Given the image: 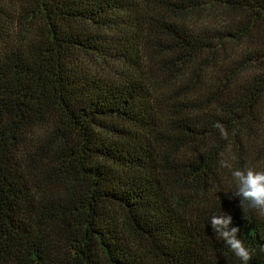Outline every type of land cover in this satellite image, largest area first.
<instances>
[{"label":"trees","instance_id":"16d2710c","mask_svg":"<svg viewBox=\"0 0 264 264\" xmlns=\"http://www.w3.org/2000/svg\"><path fill=\"white\" fill-rule=\"evenodd\" d=\"M223 160L264 170V0H0V264H264Z\"/></svg>","mask_w":264,"mask_h":264},{"label":"clouds","instance_id":"9594fccd","mask_svg":"<svg viewBox=\"0 0 264 264\" xmlns=\"http://www.w3.org/2000/svg\"><path fill=\"white\" fill-rule=\"evenodd\" d=\"M216 127L220 130L222 137H228L229 133L223 125L217 124ZM221 165L230 170L236 188H239L240 192H242L246 199L252 201L254 210L259 215L264 216V170H258L253 167L247 169L233 168V165L229 160H223ZM210 222L211 226L216 231L220 230V226L228 229V226L231 223V217L226 216L225 214L214 215ZM237 231V228H232L223 231L222 235L227 239L229 247L235 256L240 259L241 264H249L253 255V250L247 246L244 241L235 239V233Z\"/></svg>","mask_w":264,"mask_h":264}]
</instances>
